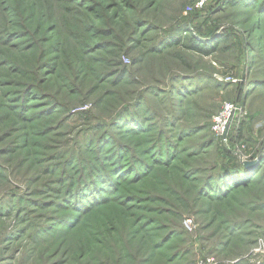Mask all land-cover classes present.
Here are the masks:
<instances>
[{
    "label": "rangeland",
    "instance_id": "rangeland-1",
    "mask_svg": "<svg viewBox=\"0 0 264 264\" xmlns=\"http://www.w3.org/2000/svg\"><path fill=\"white\" fill-rule=\"evenodd\" d=\"M194 1L0 0V264H264V0Z\"/></svg>",
    "mask_w": 264,
    "mask_h": 264
},
{
    "label": "built area",
    "instance_id": "built-area-1",
    "mask_svg": "<svg viewBox=\"0 0 264 264\" xmlns=\"http://www.w3.org/2000/svg\"><path fill=\"white\" fill-rule=\"evenodd\" d=\"M211 0H195L193 6L195 8H202L207 5ZM238 107L234 102L225 101L221 105L220 110L212 117L211 131L214 135L221 139L227 137L230 124L236 118Z\"/></svg>",
    "mask_w": 264,
    "mask_h": 264
},
{
    "label": "trees",
    "instance_id": "trees-1",
    "mask_svg": "<svg viewBox=\"0 0 264 264\" xmlns=\"http://www.w3.org/2000/svg\"><path fill=\"white\" fill-rule=\"evenodd\" d=\"M186 47L190 50H194L196 52L202 53L204 55H208L210 53H212L213 49H209V50H205V48L200 45L199 43H197L195 40H189L188 44L186 45ZM237 167H243L242 165H239Z\"/></svg>",
    "mask_w": 264,
    "mask_h": 264
},
{
    "label": "water",
    "instance_id": "water-1",
    "mask_svg": "<svg viewBox=\"0 0 264 264\" xmlns=\"http://www.w3.org/2000/svg\"><path fill=\"white\" fill-rule=\"evenodd\" d=\"M255 161H245L244 163H243V165H245V166H250V165H252V164H256V163H254Z\"/></svg>",
    "mask_w": 264,
    "mask_h": 264
}]
</instances>
